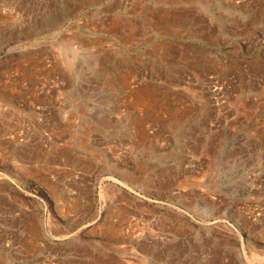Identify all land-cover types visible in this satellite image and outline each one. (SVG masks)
<instances>
[{"label":"rangeland","instance_id":"rangeland-1","mask_svg":"<svg viewBox=\"0 0 264 264\" xmlns=\"http://www.w3.org/2000/svg\"><path fill=\"white\" fill-rule=\"evenodd\" d=\"M0 264H264V0H0Z\"/></svg>","mask_w":264,"mask_h":264}]
</instances>
